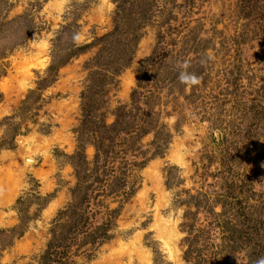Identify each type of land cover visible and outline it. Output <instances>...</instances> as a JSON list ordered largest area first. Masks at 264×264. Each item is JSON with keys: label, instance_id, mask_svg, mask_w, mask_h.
I'll use <instances>...</instances> for the list:
<instances>
[{"label": "rangeland", "instance_id": "1", "mask_svg": "<svg viewBox=\"0 0 264 264\" xmlns=\"http://www.w3.org/2000/svg\"><path fill=\"white\" fill-rule=\"evenodd\" d=\"M184 59L201 77L187 91L176 79ZM152 73L168 146L133 172L129 200H106L111 210L121 206L110 239L77 241L65 264H193L184 259V225L197 231L210 215L186 203L192 196L235 185L234 197L257 203L264 139L232 169L222 163L224 139L239 142L234 134L264 117V0H0V264H60L44 255L72 201L79 139L91 163L89 132L102 120L112 125ZM153 140L150 133L139 141L149 157ZM210 244L213 264H247L218 229Z\"/></svg>", "mask_w": 264, "mask_h": 264}, {"label": "trees", "instance_id": "2", "mask_svg": "<svg viewBox=\"0 0 264 264\" xmlns=\"http://www.w3.org/2000/svg\"><path fill=\"white\" fill-rule=\"evenodd\" d=\"M118 14H121L120 6ZM152 66L153 64L150 65ZM142 77L131 94L130 104L117 110L115 122L107 126L102 120L89 132L85 141L95 147L91 163L87 161L84 143L79 139L78 149L73 157L78 158V162H72L77 181L72 190V201L54 221L52 238L44 259L59 257L60 264H65V256L77 241L80 240L81 247H94L109 240V233L115 227L121 206L111 210L106 205V200H119L120 204L129 200L135 192V181H129L133 172L164 154L171 136L164 132L165 127L159 124L160 114L154 111L152 97L158 86L154 82L149 84L153 80V73ZM263 119L264 117H259L245 132L238 130L234 135L242 139L239 142L224 139L223 144L227 145L222 167L232 169L231 164L242 154L243 149L250 153L252 147L264 139ZM89 120L90 113L83 108L82 126L88 124ZM150 133L154 135L150 144L153 149L151 157L149 150H143L139 146V141ZM166 185L168 188L173 186L171 171L167 173ZM223 187L225 190L221 192ZM234 195L235 185L225 187L221 184L219 189L197 197L192 196L186 202L194 203L198 210L202 208L210 215L209 224L197 231L192 229L191 223L184 225L189 233L184 253L187 262L213 264L210 237L211 232L216 229L229 244H236L246 253L247 264H254L257 258L264 256V193L258 196L254 205L244 204ZM216 205L221 207L219 213H214ZM189 215L190 213H186V217ZM22 233L23 231L20 235Z\"/></svg>", "mask_w": 264, "mask_h": 264}, {"label": "clouds", "instance_id": "3", "mask_svg": "<svg viewBox=\"0 0 264 264\" xmlns=\"http://www.w3.org/2000/svg\"><path fill=\"white\" fill-rule=\"evenodd\" d=\"M79 40L80 37L78 34L73 36L74 42L78 43ZM206 59L210 61L212 57L208 55ZM204 63L205 61H201L202 65ZM175 67L177 69V75H176L177 82L183 85L186 91L200 83L201 77L196 73L188 70L190 68V63L187 59L177 61ZM254 264H264V256L257 258L254 261Z\"/></svg>", "mask_w": 264, "mask_h": 264}]
</instances>
